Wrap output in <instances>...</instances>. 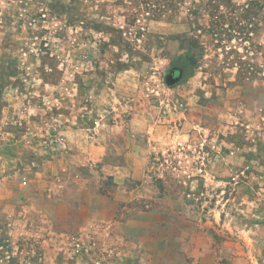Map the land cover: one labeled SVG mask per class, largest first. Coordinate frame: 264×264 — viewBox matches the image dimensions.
Listing matches in <instances>:
<instances>
[{
  "label": "rangeland",
  "instance_id": "obj_1",
  "mask_svg": "<svg viewBox=\"0 0 264 264\" xmlns=\"http://www.w3.org/2000/svg\"><path fill=\"white\" fill-rule=\"evenodd\" d=\"M174 67L185 73L170 86ZM64 116L119 125L120 136L134 119L167 127L155 185L167 182L212 239L228 236L225 215L264 245V0H0V264L113 262L77 261L86 246L72 243L74 209L49 215L55 251L45 255L49 222L28 193L46 157L29 138L54 152ZM259 247L253 261L264 264Z\"/></svg>",
  "mask_w": 264,
  "mask_h": 264
},
{
  "label": "crops",
  "instance_id": "obj_2",
  "mask_svg": "<svg viewBox=\"0 0 264 264\" xmlns=\"http://www.w3.org/2000/svg\"><path fill=\"white\" fill-rule=\"evenodd\" d=\"M59 120L63 138L52 141L54 152L41 149L29 138L30 150L46 157L43 166L37 162L28 193L38 203L31 209L49 222L45 255L55 251L51 234L56 228L49 215L54 212L68 218L74 209L75 238L86 246L85 255L77 261L88 255L91 261H113L111 264H255L253 249L259 247V238L255 246L251 229L231 227L224 215L223 232L228 236L221 241L212 239L209 231L187 219L192 216H187L182 197L168 194L167 182L162 183V190L155 185L152 158L169 143L167 127L146 120L139 125L134 119L128 132L120 136L116 131L119 125L101 121L96 129L80 128L68 116ZM81 169L87 174H80ZM103 175L114 183V190L107 194L99 187ZM67 185L75 189L72 199L63 193Z\"/></svg>",
  "mask_w": 264,
  "mask_h": 264
},
{
  "label": "water",
  "instance_id": "obj_3",
  "mask_svg": "<svg viewBox=\"0 0 264 264\" xmlns=\"http://www.w3.org/2000/svg\"><path fill=\"white\" fill-rule=\"evenodd\" d=\"M177 73V77H175L174 79L170 80V77L172 76L173 73ZM184 77V69L181 68V67H174L172 70H171V73L170 75L167 77L166 81H167V84L170 85V86H174L176 84H178L179 82H181V80L183 79Z\"/></svg>",
  "mask_w": 264,
  "mask_h": 264
},
{
  "label": "built area",
  "instance_id": "obj_4",
  "mask_svg": "<svg viewBox=\"0 0 264 264\" xmlns=\"http://www.w3.org/2000/svg\"><path fill=\"white\" fill-rule=\"evenodd\" d=\"M72 243H73L74 249H76L77 253H80L82 251V248H84L83 243L79 239L73 238Z\"/></svg>",
  "mask_w": 264,
  "mask_h": 264
},
{
  "label": "flooded vegetation",
  "instance_id": "obj_5",
  "mask_svg": "<svg viewBox=\"0 0 264 264\" xmlns=\"http://www.w3.org/2000/svg\"><path fill=\"white\" fill-rule=\"evenodd\" d=\"M170 73H171V71H170ZM170 73H169V75H170ZM184 73H185V70H184ZM175 77H177V73L176 72L172 74V76L170 77V80L174 79Z\"/></svg>",
  "mask_w": 264,
  "mask_h": 264
}]
</instances>
